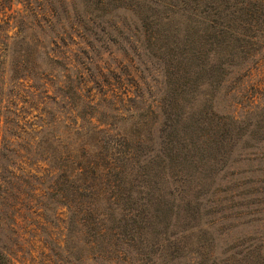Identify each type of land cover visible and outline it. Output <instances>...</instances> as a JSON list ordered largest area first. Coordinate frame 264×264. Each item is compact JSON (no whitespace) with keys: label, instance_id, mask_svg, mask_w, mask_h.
<instances>
[{"label":"trees","instance_id":"16d2710c","mask_svg":"<svg viewBox=\"0 0 264 264\" xmlns=\"http://www.w3.org/2000/svg\"><path fill=\"white\" fill-rule=\"evenodd\" d=\"M161 6L174 13L161 16L166 27L154 31L160 25L156 12ZM125 10L137 15L142 28L152 20V35L146 38L136 30L139 38L133 42L135 36L119 16ZM173 16L187 23L193 40L201 43L199 51L189 56L174 54L176 69L171 60L154 61L149 55L160 38L179 25ZM259 37L264 39V0H175L173 5L160 0H0V229L19 227L24 220L26 187L38 178L36 169L26 165L36 154L32 148L39 146L46 157L37 162L48 167L42 196L60 211L55 218L66 232L59 246L66 264H173L183 258L189 264H264V107L244 117L209 115L201 122L208 133L195 138L194 132L180 130L193 117L164 108L173 106L167 101L162 103L158 127H139L141 121L134 122L140 120L134 117L130 127L115 129L116 117L104 114L107 99L85 88L90 82L102 88L107 73L116 74L92 69L91 54L112 47L130 53L140 75L151 66L162 76L165 69L173 77L180 60L197 61L211 79L218 78L219 88L227 86L233 80L226 79L231 73L236 76L246 70L245 61L255 53L252 42ZM177 48V43L170 44L171 51ZM58 65L66 71L61 72ZM6 74L11 85L8 95H20V88L29 81L46 83L45 88L29 86L33 95H69L66 90L72 88L76 127L71 132L65 129L57 142L47 137L46 144L43 139L49 133L42 137V126L32 130L35 136L28 133L19 110L5 104ZM137 83L132 95L144 93ZM100 109L102 113L97 114ZM246 136L259 141L239 154L238 142ZM175 138L181 153L173 147ZM252 149L255 152L248 154ZM175 152L195 168L187 178L175 173L172 200L163 206L152 176L165 174L169 161L178 157ZM234 156L235 162L240 156L257 162L255 172L261 178L243 193L256 200L237 204L246 205L248 211L229 216L239 225L252 227L251 231L221 257L213 250L221 214L207 212L210 204L216 210L221 204L204 201L216 194L218 177ZM232 182L234 188L248 184L243 179ZM41 209L33 214L42 217ZM45 210L52 212L48 206ZM8 252L0 250V264H14Z\"/></svg>","mask_w":264,"mask_h":264},{"label":"rangeland","instance_id":"374dc122","mask_svg":"<svg viewBox=\"0 0 264 264\" xmlns=\"http://www.w3.org/2000/svg\"><path fill=\"white\" fill-rule=\"evenodd\" d=\"M160 2H165L166 5H173L175 0H160ZM166 8V6H161L159 7L161 10L156 12L157 19H160L158 22L160 25L155 26L154 31H162L166 27L167 22L161 21V16H165L167 13L173 15L174 12L167 11ZM119 16L123 24L131 29V35L135 36L132 40L133 42L139 38L136 30H140L146 38L152 35L150 33L153 26L152 20L142 28L141 24L143 23L138 21L139 19L133 11H122ZM148 17L150 18V15ZM173 19L175 23L179 22V25H176L177 28H174L173 31L165 33L169 36L166 38L165 35L160 38V41L150 50L149 55L154 61L163 57L167 59L166 61L171 60L175 68L178 62L174 56L175 53H182L181 56L185 53L189 56L190 52L199 51L201 43L193 40L187 28V23L183 22L181 18H176V16H173ZM238 22L241 25L242 20L240 19ZM153 35L156 36L155 34ZM256 39L252 42L255 43L252 44V49L255 50V53L253 57L245 61L244 67H247L246 70L236 72L239 73L236 76L231 73L226 79L232 77L233 80L227 86L219 88L218 78L211 79L205 71V66L197 61L187 62L180 60L181 67L177 76L173 77L166 75L165 69H163L164 75L162 76L161 72L152 69L151 66L146 73L142 72L140 75V69L138 70L136 64L132 62V55L112 47L105 51L91 54L94 60L93 63H95L92 69L94 73L98 71L107 73V70H110L116 72V74L113 73L114 76L111 77L107 73L105 80L101 83L102 88L100 86L96 87L97 84L95 85L94 82L88 83L85 86L86 92H93L94 95L98 94L97 97H105L107 99L108 105L104 114L107 113L116 117L112 121L115 129L124 125L130 127L133 123L131 119L134 117L140 119L134 121L137 123L141 121L139 127L146 129L158 127V116L162 110V103L167 101L170 105L173 103V106L171 108L164 106V108L174 110L177 114L185 113L187 117H193L191 122L188 124L186 122L180 126L181 131L194 132L195 138L201 135L205 137L208 130L201 122L207 116L230 113L236 117H244L245 114L257 112L264 107V39L260 37ZM174 42L177 43L178 48L171 51L170 44ZM147 64L149 65V63ZM58 67L61 72H65L67 69L59 65ZM9 78L10 75L6 74L5 95H3L5 104H9L11 108L19 110L22 115V123L27 127L26 131L28 133L33 135L32 130H40L42 126V137L49 133L43 139L46 144L49 141L47 137L51 140L55 139V142H57L58 137L65 132V129L71 132L76 127V104L72 88L66 90L69 95H33V90L30 87L36 86L40 88L42 85L45 88L46 83L40 81L37 84L34 81H29V83H25L24 87L20 88V95H8L11 88L8 81ZM75 81L77 83L78 80L76 79ZM137 82H139L144 92L142 95H132L134 89L138 88ZM51 84L48 83L47 88L53 93L54 88H52ZM136 99L137 101H135ZM102 111L100 109L97 114L102 113ZM104 114L101 118H104ZM180 135L183 134L180 133ZM25 137L27 138V136ZM243 139L238 142L239 149L237 151L239 154H242L243 147L255 145L259 141V138L255 139L253 136H246ZM37 142L42 145V141L37 140ZM197 144L200 145L201 141ZM173 147L174 149L176 147V152L181 153L177 138L174 140ZM33 150L36 154L29 156L30 160L26 167L28 166V169L30 167L36 169L34 174L38 178L26 187L28 192L25 196L26 206L21 212L24 220L20 221L19 227L15 226L14 228L8 227L10 229H5L6 226H4V228L0 229V250L9 251L8 253L11 254L14 264H66L64 253L59 247L62 245L66 232L62 228L61 222L55 218L56 213L59 215L60 211L57 212L54 202L50 204L48 198L45 199L42 196L45 195L47 190V178L44 172L48 167L45 162H37V160L39 161V159L46 156L42 155V147L35 146L32 148V152ZM253 151L255 152L252 149L247 153L249 154ZM178 153H176L178 156L176 160L169 161V167L165 174L152 176V180L156 183L158 196L162 199V202H165L163 206L169 205L172 200L170 192H173L174 185H176V182H174L175 173L179 174L180 178L181 176L187 178L193 174L191 173L192 171L194 172V164L187 163L186 159L182 158V154ZM235 157L231 158L232 162L228 169L224 172L222 171L220 177H218L219 180L217 182L221 184H215L214 192L216 194L211 195L209 198L207 197L204 201L208 203L210 199V201H216L215 203L221 204V207L217 210L213 208L214 203L210 204L211 208L207 211L208 213L218 211L221 214L220 219L222 220L219 227L214 229L215 243L213 245V250L221 257H224L238 243L239 239L251 231L252 227L239 225L233 217L229 218V216L248 211L246 205L238 206L237 204H241L246 200H256H250L246 196L244 198L243 193L251 190L250 187L256 185L255 180L261 178V174L255 172L259 168L257 162L252 163L246 158L243 159L242 156L235 162ZM37 167L40 169H37ZM165 175L167 176L165 177ZM225 176H227V179L224 180ZM234 178L245 180V183H248L247 186L243 189L241 187L234 188V183L232 182ZM237 184L242 183L238 181ZM35 189H40L41 192ZM35 195L37 196L34 197ZM233 205L237 206L232 210L231 206ZM46 206L52 210L49 214L45 213ZM38 209H41L42 217L33 214ZM209 220L208 216L207 221ZM9 223L10 221L6 222V224ZM173 264H189V262L186 258H183Z\"/></svg>","mask_w":264,"mask_h":264}]
</instances>
